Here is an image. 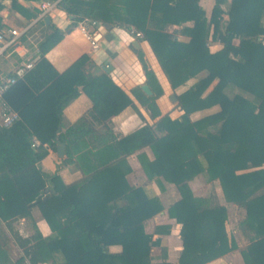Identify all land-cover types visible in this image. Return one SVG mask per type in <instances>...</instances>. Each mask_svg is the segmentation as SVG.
Segmentation results:
<instances>
[{
	"label": "trees",
	"instance_id": "obj_1",
	"mask_svg": "<svg viewBox=\"0 0 264 264\" xmlns=\"http://www.w3.org/2000/svg\"><path fill=\"white\" fill-rule=\"evenodd\" d=\"M11 4L27 18L36 15L18 0ZM59 6L72 16L71 24L65 29L48 25L39 44L41 57L4 93L18 118L0 126V224L10 228L20 218L32 223L30 238L10 229L29 264L51 261L57 251L63 255L60 264H153L155 241L144 222L163 208L143 186L129 185V168H123L126 157L144 147L153 158L144 151L137 158L148 179L160 182L161 177L180 193L167 208L181 225L179 264H203L237 248L225 229L226 208L214 191L208 197L193 195L188 181L199 173L219 180L226 200L245 209L238 229L249 243L240 254L244 264H264V0H214L209 18L198 0H60ZM85 17L141 32L172 89L206 72L177 94L179 117L161 115L156 99L163 88L138 50L152 93L139 85L131 93L151 119H158L119 137L95 130L84 116L62 130L63 109L81 91L92 101V117L102 123L127 106L136 108L108 73L88 71L86 54L63 72L44 56ZM187 21L192 25H184ZM169 24L182 26L189 40H177L166 31ZM209 38L221 47L211 51ZM214 105L217 111L190 119L191 113ZM83 137L100 144L74 156L69 147ZM57 141L64 144L63 161L75 162L83 173L69 184L57 173L45 176L38 165L48 153L44 145L55 151ZM33 207L50 236L37 228ZM3 238L0 231V264L7 261ZM110 245L121 249L112 252Z\"/></svg>",
	"mask_w": 264,
	"mask_h": 264
},
{
	"label": "crops",
	"instance_id": "obj_2",
	"mask_svg": "<svg viewBox=\"0 0 264 264\" xmlns=\"http://www.w3.org/2000/svg\"><path fill=\"white\" fill-rule=\"evenodd\" d=\"M56 1L58 0H18L22 6L27 7L30 11L36 10L35 17L27 18L12 8L11 0H0V24L2 25L0 30L7 28L19 31L23 30L16 41L8 46L0 55V79L10 76L14 68L21 63L33 62L34 65L42 55L39 50V44L50 31V27L48 26L50 23L60 29H65L71 24L72 17L70 18V15L59 4L48 10L42 8L43 4ZM198 3L209 18L214 0H198ZM46 16H49L48 23L45 21ZM184 25L191 26L192 21H187ZM181 27L180 25L169 24L166 27V31L172 35L174 34L177 40L186 42L189 40V36L180 31ZM208 46L211 51H216L221 47V44L219 41L209 38ZM138 50L142 51L144 59L154 71L163 88V94L156 99L161 115L167 113L173 119L182 114L183 111L176 106L177 100H171V95L175 94L177 97L178 93L190 86L196 79L205 75V71L187 80L184 85L172 89L146 40L131 34L124 25L112 24L110 29L103 31L100 48L95 52H91L89 43L81 33L77 23L44 56L58 72L66 70L82 54H86L89 57L86 67L94 75L105 72L102 69L103 66H112V69L108 72L109 76L132 98L136 108L127 106L120 113L109 117L105 121V124L92 117V101L87 94L81 91L63 109L64 123L62 130L76 123L84 116L95 130L104 134L111 132L119 137L138 129L146 123H153L158 119H151L149 111L131 93L133 87L146 84L145 73L137 56ZM216 107L217 105H214L207 109L195 111L190 114V119L196 120L211 114L219 109V106L218 108ZM92 143L94 144L91 145L88 137H83L72 143L69 148L72 154L76 156L80 152L88 148H96L100 144L99 140H94ZM44 146L48 148V153L39 161L38 165L45 176L57 173L65 184L72 183L83 176L81 169L75 162H64V155L60 157L57 155L56 150L53 151L49 148V145L45 144ZM141 151H144L149 159L153 158L150 148L144 147L128 155L123 168H129L125 175L127 183L133 186H143L149 195L158 198L163 208L159 213L146 219L144 222V230L150 233L152 240L155 241L150 251L151 263L179 264L178 259L182 250V240L179 234L181 225L174 218L168 216L167 208L180 198V193L176 185L161 177L160 182L157 179H148L137 158V154ZM204 175V173L197 174L193 179L188 181V185L195 196L208 197L211 191H214L213 193L216 196L217 202L226 208L227 219L225 221V229L228 236L231 237L228 229L230 214L236 211L239 214L241 213L240 216L242 217L245 214V209L237 207L234 203L226 200L219 180L208 181ZM31 214L41 234L44 237L50 236L51 231L49 226L43 219L39 209L33 207ZM159 226L160 229L157 230ZM10 229L18 232L22 238H30L33 233L32 223L24 218L14 221L10 228L4 223L0 224V231L6 241L3 247L7 252V261L3 264H29L23 247L15 241ZM236 229L234 228L232 237L235 240L237 248L203 264H244L240 249L245 248L249 240L238 229V224H236ZM239 232L241 233L240 235L245 237H243L244 239L239 238L237 235ZM120 249V245L109 246V250L112 252L120 251ZM62 261L63 255L57 251L53 254V260L38 264H60Z\"/></svg>",
	"mask_w": 264,
	"mask_h": 264
},
{
	"label": "built area",
	"instance_id": "obj_3",
	"mask_svg": "<svg viewBox=\"0 0 264 264\" xmlns=\"http://www.w3.org/2000/svg\"><path fill=\"white\" fill-rule=\"evenodd\" d=\"M60 0L53 3H46L42 5L44 10H48L59 4ZM127 30L138 38H142L141 32L135 30L132 26L124 25ZM78 27L89 43L90 51L95 52L100 48L101 40L103 39V31L105 27L102 22L97 19L85 17L78 21ZM23 31V30H22ZM22 31L13 28H7L0 30V55L4 50L12 45L16 39L20 36ZM264 44V41L262 42ZM33 67V62H25L16 66L10 76H6L0 79V126L9 127L18 118L17 112H15L10 105L4 99V93L8 88L17 82ZM40 142L34 138L32 140V146L37 147Z\"/></svg>",
	"mask_w": 264,
	"mask_h": 264
},
{
	"label": "water",
	"instance_id": "obj_4",
	"mask_svg": "<svg viewBox=\"0 0 264 264\" xmlns=\"http://www.w3.org/2000/svg\"><path fill=\"white\" fill-rule=\"evenodd\" d=\"M71 17H72V16L70 15V18H71ZM45 21H46L47 23L49 22V16H46V17H45ZM103 25H104L105 29H110V28L112 27V24H111V23H104ZM135 44L137 45L136 42H135ZM102 69H103L106 73H108V72L112 69V66H110V65L103 66ZM141 88H142V90H143L146 94H151V93H152L151 90H150V88H149V86H148L147 84H143V85H141ZM171 100H173V101H176V100H177V97H176L175 94H172V95H171ZM56 153H57V155L60 156V157H62L63 154H64V144H63L62 142H60V141H57V149H56Z\"/></svg>",
	"mask_w": 264,
	"mask_h": 264
},
{
	"label": "rangeland",
	"instance_id": "obj_5",
	"mask_svg": "<svg viewBox=\"0 0 264 264\" xmlns=\"http://www.w3.org/2000/svg\"><path fill=\"white\" fill-rule=\"evenodd\" d=\"M218 108V105L217 107ZM204 177L206 178V176L204 175ZM207 179V178H206ZM211 183V182H210ZM215 186V185H214ZM178 189V188H177ZM241 213L239 214V212H232L230 214V217H229V221H228V229H229V233L231 234V237L233 236V230L234 228L236 229V224H238V222L244 217V215L241 217L240 216ZM237 230V229H236ZM241 233L239 232L237 235L239 236L240 239H242L244 236L243 235H240ZM245 238V237H244ZM243 238V239H244ZM247 246V245H246Z\"/></svg>",
	"mask_w": 264,
	"mask_h": 264
}]
</instances>
